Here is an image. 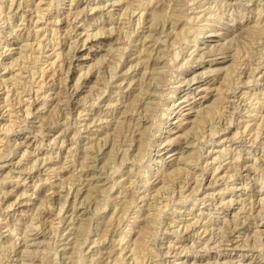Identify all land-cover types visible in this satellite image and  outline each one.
Returning <instances> with one entry per match:
<instances>
[{
	"label": "rangeland",
	"instance_id": "1",
	"mask_svg": "<svg viewBox=\"0 0 264 264\" xmlns=\"http://www.w3.org/2000/svg\"><path fill=\"white\" fill-rule=\"evenodd\" d=\"M165 1L0 0V264H264V0ZM153 12H158V21L156 16L151 19ZM178 12L183 17L175 22L171 17L178 15ZM192 20H196V24ZM249 25L252 27L249 28ZM247 30H250L253 38ZM96 31L99 35L95 34ZM147 34L152 37L144 43L142 39ZM141 48L148 50L145 51L147 54ZM150 49L153 51L150 52ZM74 53L82 55L75 60L77 57ZM144 54L149 59L146 60ZM152 55H156V58ZM137 57L145 59L146 63ZM67 59H71V62ZM162 61H167L166 66V62ZM234 63L238 65L231 68L236 69L232 72L229 68ZM131 65L135 68L132 69ZM150 72L157 73L158 78ZM193 73L196 78L190 83H197L191 87L199 84L208 89H203L194 98L197 101L193 104L194 108L187 106L182 111L178 118L180 124H176L177 118L165 114L166 104L170 100H178L187 92L179 82L184 77H192ZM140 75H144L143 80ZM131 78L137 81L133 79V87H128L127 81ZM148 78L153 79L149 81ZM222 79L224 83H221ZM147 80L150 84L145 82ZM39 81L42 83L39 84ZM156 90L157 96L154 93ZM150 92L156 97L145 98ZM134 96H137L136 100ZM218 96H224L221 102L217 101ZM155 98L161 102H154ZM147 99L152 108L156 107L152 109L148 106ZM205 102L216 107L215 111L211 108L212 115L211 112L210 116L208 114L209 118L200 123L202 126L198 125L202 128L205 124L202 131L200 127H192H195L194 113L198 107L206 105ZM127 108L129 111L133 109L125 113ZM137 109L141 110L138 112ZM149 112L153 116H149ZM142 113H147L146 117ZM212 117L213 122L210 121ZM138 122L139 125L143 124L142 128L147 126L148 131L144 142L147 144L143 149L135 140ZM150 124L152 127H148ZM117 126L123 127V133ZM130 132L134 139L133 136L129 137ZM153 132L156 136L150 134ZM168 138L169 141H165ZM162 141L161 146L165 145L169 150L166 154L163 151L154 152L156 143ZM88 143L91 144L90 148ZM136 144L143 154L136 150L139 149ZM188 155L192 160L190 163H187ZM178 157L184 158L185 163L182 158L177 160ZM136 158L139 159L136 161ZM179 165H184L185 168H181L185 170L175 174L176 177L173 174L174 179L166 174L162 176L163 172H172ZM64 196H67L66 199ZM125 200L132 205L128 203L124 209Z\"/></svg>",
	"mask_w": 264,
	"mask_h": 264
},
{
	"label": "bare ground",
	"instance_id": "2",
	"mask_svg": "<svg viewBox=\"0 0 264 264\" xmlns=\"http://www.w3.org/2000/svg\"><path fill=\"white\" fill-rule=\"evenodd\" d=\"M115 1H116V0H115ZM167 1H168V0H167ZM167 1H165V2H167ZM189 1L191 2V0H189ZM169 2H170V1H169ZM239 2H240V1H239ZM239 2H238V3H239ZM69 3H70V2H69ZM191 3H192V2H191ZM50 4H51V3H50ZM138 4H139V3H138ZM164 4H165V3H164ZM173 4H174V3H173ZM187 4H188V3H187ZM196 4H197V3H196ZM48 5H49V4H48ZM50 6H52V5H50ZM130 6H131V5H130ZM175 6H176V5H175ZM181 6H182V5H181ZM189 6H190V5H189ZM249 6H250V5H249ZM259 6H260V5H259ZM261 6H262V5H261ZM38 7H39V6H38ZM83 7H84V6H83ZM83 7H82V8H83ZM166 7H167V6H166ZM193 7H194V6H193ZM210 7H211V6H210ZM36 8H37V7H36ZM127 8H128V7H127ZM170 8H171V7H170ZM174 8H175V7H174ZM204 8H205V7H204ZM260 8H262V7H260ZM137 9H138V8H137ZM162 9H163V8H162ZM177 9H178V8H177ZM198 9H199V7H198ZM47 10H48V9H47ZM165 10H166V9H165ZM170 10H171V9H170ZM175 11H177V10H175ZM77 12H78V11H77ZM80 12H81V11H80ZM151 12H152V11H151ZM173 12H174V11H172V14H173ZM184 12H185V11H184ZM78 13H79V12H78ZM146 13H147V12H146ZM156 13H157V14H156ZM156 13L153 12V13L151 14V15H152V18H151V19H153V17L155 18V16H156V20L158 21V18H160V17L157 18L158 12H156ZM160 13H161V12H160ZM164 13H165V12H164V10H163V14H164ZM175 13H176V12H175ZM175 13H174V14H175ZM198 13H199V12H198ZM211 13H212V12H211ZM211 13H210V14H211ZM255 13H256V12H255ZM139 14H140V13H139ZM172 14H171V15H172ZM182 14H183V13H182ZM120 15H121V14H120ZM122 15H123V13H122ZM141 15H142V14H141ZM165 15H166V14H165ZM179 15L181 16V14L178 12V15H177V14H176V15H173V17H171V18H174L175 22H179L180 20H182L181 18L183 17V16L180 17ZM185 15H186V14H185ZM191 15H192V14H191ZM65 16H67V15H65ZM158 16H159V15H158ZM163 16H164V15H163ZM163 16H162V17H163ZM168 16H169V15H168ZM168 16H167V17H168ZM187 17H188V16H187ZM194 17H195V16H194ZM206 17H207V16H206ZM65 18H67V17H65ZM138 18H139V17H138ZM146 18H147V17H146ZM184 18H185V17H184ZM188 18H189V17H188ZM219 18H220V17H219ZM255 18H256V17H255ZM190 19H191V18H190ZM190 19H189V20H190ZM193 19H194V18H193ZM22 20H23V19H22ZM164 20H165V19H164ZM183 20H184V19H183ZM189 20H188V21H189ZM131 21H132V20H131ZM153 21L155 22V19H154ZM153 21H152V22H153ZM157 21H156V22H157ZM160 21H161V20H160ZM172 21H173V20H172ZM190 21H191V20H190ZM192 21H193V20H192ZM11 22H12V21H11ZM154 22H153V23H154ZM162 22H164V21H162ZM175 22H174V23H175ZM193 22H194V21H193ZM164 23H165V22H164ZM194 23L196 24V20H195ZM202 23H203V22H202ZM204 23H205V22H204ZM74 24H75V23H74ZM149 24H150V23H149ZM154 24H155V23H154ZM253 24H254V23H253ZM261 24H262V23H261ZM138 25H139V24H138ZM170 25H171V24H170ZM175 25H176V24H175ZM204 25H205V24H204ZM254 25H255V24H254ZM112 26H113V25H112ZM112 26H111V27H112ZM135 26H137V25H135ZM150 26H152V25H150ZM150 26H149V27H150ZM172 26H173V24H172ZM249 26H250L249 28L252 27L251 25H249ZM256 26H257V24H256ZM17 27H18V26H17ZM76 27H77V26H76ZM210 27H211V26H210ZM100 28H101V27H100ZM113 28H114V27H113ZM115 28H116V27H115ZM120 28H121V27H120ZM204 28H205V27H204ZM247 28H248V27H247ZM247 28H246V29H247ZM254 28H255V27H254ZM151 29H152V28H151ZM246 29H244V30H246ZM256 29H257V27H256ZM108 30H109V29H108ZM134 30H135V29H134ZM160 30H161V29H160ZM199 30H200V29H199ZM241 30H242V29H241ZM250 30H251V29H250ZM250 30H249V31L247 30V33H248V35L251 36V34H249ZM252 30H253V29H252ZM252 30H251V31H252ZM68 31H69V30H68ZM168 31H169V30H168ZM254 31H255V29H254ZM108 32H109V31H108ZM169 32H170V31H169ZM171 32H172V28H171ZM255 32H256V31H255ZM257 32L260 33V31H257ZM90 33H91V32H90ZM103 33H104V32H103ZM126 33H127V32H126ZM160 33H161V32H160ZM160 33H159V34H160ZM167 33H168V32H167ZM194 33H195V32H194ZM93 34H94V33H93ZM95 34H98V32L96 31ZM129 34H130V33H129ZM150 34H152V33H150ZM161 34H162V33H161ZM196 34H197V33H196ZM217 34H218V33H217ZM253 34H254V32H253ZM86 35H87V34H86ZM89 35H90V34H89ZM98 35H99V34H98ZM104 35H105V34H104ZM107 35H108V34H107ZM127 35H128V34H127ZM168 35H169V34H168ZM172 35H173V34H172ZM246 35H247V34H246ZM254 35H255V34H254ZM254 35H253V36H254ZM13 36H14V35H13ZM143 36H144V35H143ZM155 36H156V35H155ZM163 36H164V35H163ZM175 36L177 37L176 33H175ZM260 36H261V35H260ZM53 37H54V36H53ZM88 37H89V36H88ZM113 37H114V36H113ZM149 37L151 38L152 36H151V35H148V34L144 36V38L142 39V40H144V43L148 42L147 39H148ZM165 37H166V35H165ZM165 37H164V38H165ZM251 37H252V36H251ZM164 38H162V40H163ZM168 38H169V37H168ZM170 38H172V37H170ZM249 38H250V37H249ZM252 38H253V37H252ZM17 39H18V38H17ZM19 39H20V38H19ZM85 39H86V38H85ZM97 39H98V38H97ZM127 39H128V37H127ZM152 39H153V38H152ZM156 39H157V38L155 37V40H156ZM165 39H167V38H165ZM173 39H174V38H173ZM173 39H171V40H172L171 43H173ZM175 39H176V38H175ZM24 40H25V39H24ZM109 40H110V39H109ZM135 40H136V39H135ZM137 40H138V39H137ZM153 40H154V39H153ZM153 40H152V41H153ZM158 40H160V39H158ZM169 40H170V39H169ZM193 40H194V39H193ZM73 41H74V40H73ZM85 41H88V39H86ZM114 41H115V39H114ZM126 41H127V40H126ZM138 41H139V40H138ZM174 41H175V40H174ZM186 41H188V39H187ZM48 42H50V41H48ZM82 42L84 43V41H82ZM111 42H112V41H111ZM142 42H143V41H142ZM153 42H155V41H153ZM157 42H158V41H157ZM163 42H164V40H163ZM177 42H178V41H177ZM191 42H192V41H191ZM25 43H26V42H25ZM68 43H69V42H68ZM101 43H102V42H101ZM118 43H119V42H118ZM130 43H131V42H130ZM155 43H156V42H155ZM155 43H154V44H155ZM160 43H161V42H160ZM165 43H167V42H165ZM186 43H187V42H186ZM28 44H29V43H28ZM28 44H27V46H28ZM40 44H41V43H40ZM57 44H58V43H57ZM103 44H104V43H103ZM141 44H142V43H141ZM168 44H169V43H168ZM21 45H22V44H21ZM37 45H38V44H37ZM82 45H83V44H82ZM88 45H89V44H88ZM127 45H128V44H127ZM155 45H156V44H155ZM160 45H161V44H160ZM195 45H196V44H195ZM22 46H23V45H22ZM38 46H40V45H38ZM38 46H37V47H38ZM75 46H76V45H75ZM113 46H114V45H113ZM125 46H126V45H125ZM152 46H153V45H152ZM152 46H151V47H152ZM164 46H165V45H164ZM166 46H167V44H166ZM186 46H187V45H186ZM23 47L25 48V46H23ZM37 47H36V48H37ZM108 47H109V46H108ZM114 47H115V46H114ZM117 47H118V46H117ZM158 47H160V46H158ZM170 47H171V46H170ZM173 47H175V46H173ZM177 47H178V46H177ZM197 47H198V46H197ZM24 48H22V49H24ZM43 48H44V47H43ZM70 48H71V47H70ZM110 48H111V46H110ZM123 48H124V47H123ZM261 48H262V47H261ZM68 49H69V48H68ZM114 49L116 50V48H114ZM145 49H147V47H145ZM156 49H159V48H156ZM263 49H264V48H263ZM38 50H39V49H38ZM117 50H118V49H117ZM141 50H143V49L141 48ZM160 50H161V49H160ZM160 50H158V51H160ZM163 50H164V47H163ZM209 50H210V49H209ZM68 51H69V50H68ZM136 51H137V50H136ZM145 51H146V50H145ZM145 51L143 50L142 52L146 53L148 50H147L146 52H145ZM151 51H153V50L150 49V52H151ZM164 51H166V50H164ZM164 51H163V52H164ZM189 51H190V50H189ZM202 51H203V49H202ZM206 51H207V50H206ZM1 52H3V51H1ZM19 52H21V51H19ZM22 52H23V51H22ZM113 52H114V51H113ZM155 52H156V51H155ZM163 52H162V53H163ZM38 53H39V52H38ZM55 53H56V52H55ZM63 53H64V52H63ZM65 53H67V52H65ZM139 53H141V52H139ZM152 53H153V52H152ZM157 53H158V52H157ZM159 53H160V52H159ZM164 53H165V52H164ZM200 53H201V52H200ZM57 54H58V53H57ZM112 54H113V53H112ZM137 54H138V53H137ZM141 54H142V53H141ZM146 54H147V53H146ZM172 54H173V53H172ZM231 54H232V53H231ZM235 54H236V53H235ZM55 55H56V54H55ZM58 55H59V54H58ZM81 55H82V54H79V55H78L77 53H74V56L77 57L75 60H77ZM120 55H121V54H120ZM138 55H139V54H138ZM150 55H151V54H150ZM159 55H161V53H160ZM176 55H177V54H176ZM188 55H189V54H188ZM190 55H191V54H190ZM259 55H260V54H259ZM20 56H21V54H20ZM29 56H30V55H29ZM112 56H113V55H112ZM132 56H133V55H132ZM135 56H136V55H135ZM144 56H145V54H144ZM153 56H154V55H152V57H153ZM199 56H200V55H198V57H199ZM202 56H203V55H202ZM244 56H246V55H244ZM37 57H38V56H37ZM59 57H60V55H59ZM64 57H65V56H64ZM120 57H121V56H120ZM140 57H142V55H141ZM140 57H137V58H140ZM154 57L156 58V55H155ZM159 57L161 58V56H159ZM159 57H157V58L159 59ZM163 57H164V56H163ZM184 57H185V56H184ZM190 57H191V56H190ZM259 57H260V56H259ZM69 58H70V57H69ZM145 58H146V56H145ZM172 58H173V56H172ZM172 58H170V60H171ZM16 59H17V58H16ZM57 59H58V58H57ZM60 59H61V57H60ZM109 59H110V57H109ZM147 59H149V56L146 58V60H147ZM164 59H165V58H164ZM164 59H163V60H164ZM174 59H176V58H174ZM189 59H190V58H189ZM195 59H196V58H195ZM34 60H35V59H34ZM34 60H33V61H34ZM36 60H37V59H36ZM67 60H69V59H67ZM70 60H71V59H70ZM70 60H69V61H70ZM137 60H138V59H137ZM137 60H136V62H137ZM155 60H157V59H155ZM165 60L168 61L169 59H165ZM186 60H187V59H186ZM235 60H236V59H235ZM101 61H102V60H101ZM139 61L144 62L145 59L140 58ZM139 61H138V62H139ZM149 61H150V60H149ZM152 61H153V60H152ZM152 61H151V62H152ZM167 61H162V62H164V63L166 62V63H165V66H166V64H167ZM174 61H175V60H174ZM53 62H54V61H53ZM70 62H71V61H70ZM108 62H109V61H108ZM110 62H111V61H110ZM118 62H119V61H118ZM118 62H117V63H118ZM59 63H61V62L59 61ZM59 63H58V64H59ZM68 63H69V62L67 61V64H68ZM114 63H115V61H114ZM117 63H116V64H117ZM139 63H140V62H139ZM144 63H146V61H145ZM147 63H148V62H147ZM164 63H163V64H164ZM173 63H174V62H173ZM238 63H239V62H238ZM258 63H259V62H258ZM70 64H72V63H70ZM134 64H135V63H134ZM261 64H262V63H261ZM33 65H34V64H33ZM52 65H53V64H52ZM107 65H108V64H107ZM111 65H112V64H111ZM140 65H141V64H140ZM140 65H138V66H140ZM146 65H147V64H146ZM146 65H145V66H146ZM159 65H160V64H159ZM181 65H182V64H181ZM183 65H184V64H183ZM231 65H232V64H231ZM233 65H234V66H230V68H229L230 70H231L232 67H237L238 64L236 65V64L234 63ZM247 65H248V64H247ZM258 65H259V64H258ZM103 66H104V65H103ZM108 66H109V65H108ZM112 66H113V65H112ZM116 66H117V65H116ZM131 66H132V65H131ZM179 66H180V65H179ZM226 66H227V65H226ZM250 66H251V65H250ZM259 66H260V65H259ZM98 67H99V66H98ZM104 67H105V66H104ZM106 67H107V66H106ZM133 67H134V66H132V69H133ZM147 67H148V66H147ZM161 67H162V65H161ZM171 67H172V66H171ZM227 67H228V66H227ZM248 67H249V66H248ZM253 67H254V66H253ZM24 68H25V67H24ZM55 68H56V67H55ZM55 68H54V69H55ZM59 68H60V66H59ZM59 68H58V69H59ZM111 68H112V67H111ZM111 68H110V69H111ZM134 68H135V67H134ZM144 68H145V67H144ZM153 68H154V67H153ZM164 68H165V67H164ZM173 68H174V67H173ZM66 69H67V68H66ZM108 69H109V68H108ZM130 69H131V67H130ZM142 69H143V68H142ZM150 69H151V67H150ZM158 69L160 70V68H158ZM158 69H157V71H158ZM212 69H213V68H212ZM227 69H228V68H227ZM227 69H226V70H227ZM229 69H228V71H229ZM42 70H43V69H42ZM60 70H61V68H60ZM60 70H59V72H60ZM101 70H102V69H101ZM125 70H126V69H125ZM144 70L146 71V69H144ZM147 70H148V69H147ZM152 70H153V69H152ZM152 70H150V71H152ZM223 70H225V69H223ZM233 70H236V69H233ZM233 70H231V71L233 72ZM251 70H252V69H251ZM113 71H114V70H113ZM126 71H127V70H126ZM139 71H140V70H139ZM142 71H143V70H142ZM153 71H154V70H153ZM170 71H171V70H170ZM204 71H205V70H204ZM208 71L210 72V70H208ZM249 71H250V70H249ZM38 72H39V71H38ZM100 72H101V71H100ZM103 72H104V71H103ZM140 72H141V71H140ZM155 72H156V70H155ZM163 72H164V71H163ZM168 72H169V71H168ZM209 72H208V73H209ZM250 72H251V71H250ZM31 73H32V72H31ZM52 73H53V72H52ZM56 73H57V72H56ZM60 73H61V72H60ZM128 73H129V72H128ZM132 73H133V72H132ZM141 73H144V72H141ZM148 73H149V71H148ZM150 73H151V72H150ZM153 73H154V72H153ZM153 73H151V74H152V75H155V76L157 77V75H156L157 73H154V74H153ZM160 73H162V71H161ZM230 73H231V72H230ZM251 73H252V72H251ZM34 74H35V73H34ZM135 74H136V73H135ZM144 74H145V73H144ZM158 74H159V73H158ZM169 74H171V73H169ZM180 74H181V73H180ZM224 74H225V73H224ZM228 74H229V73H228ZM247 74H249V73H247ZM51 75H53V74H51ZM97 75H98V74H97ZM108 75H109V74H108ZM124 75H125V74H124ZM147 75H148V74H147ZM160 75H162V74H160ZM160 75H159V77H160ZM173 75H174V74H173ZM202 75H203V74H202ZM225 75H227V74H225ZM229 75H231V74H229ZM250 75H251V74H250ZM98 76H99V75H98ZM112 76H114V75L112 74ZM145 76H146V75H145ZM223 76H224V75H223ZM223 76H222V77H223ZM61 77H62V76H61ZM96 77H97V76H96ZM140 77H141L142 80H143L144 75H143V77L140 75ZM140 77H139V78H140ZM148 77H149V76H148ZM152 77H153V76H152ZM166 77H167V76H166ZM174 77H175V76H174ZM225 77H226V76H225ZM227 77H229V76H227ZM227 77H226V78H227ZM40 78H41V77H40ZM46 78H47V77H46ZM52 78H53V77H52ZM56 78H57V77H56ZM97 78H98V77H97ZM129 78H130V77H129ZM141 78H140V83H141ZM153 78H154V77H153ZM153 78H151V80H152ZM157 78H158V77H157ZM182 78H183V77H182ZM195 78H196V74L194 75V73H193V76H192V77H189V78L187 77V79H186V77H184L182 80H180L179 84H183V85L185 86L187 92L184 93V95H182L181 97H179L178 100H176V101H172V100H170L169 104H166L167 107H166V106H162V108H163V107H166L165 110H167V113H165V114H167L168 116L172 115V117L177 118V119H176V122H175L176 124L180 122L178 118H179V115L182 114V111H183L184 109H186L187 106H188V107L190 106L189 108H194V107H193V104H196V102H197L194 98H195L197 95H199L200 92H201L203 89H204V90H205V89H208V87H207V88H206V87L203 88V86L200 87L199 84L195 85V87H191V85H193L194 83H197V82H194L193 84L190 83V82H191L192 80H194ZM223 78H224V77H223ZM229 78H230V77H229ZM229 78H228V79H229ZM248 78H249V77H248ZM248 78H247V79H248ZM64 79H65V78H64ZM64 79H63V80H64ZM77 79H79V78H77ZM107 79H109V78H107ZM133 79H135V78H131V80L127 81V86H128V87H129V86H130V87H133V86H131V84H132L133 81H134ZM160 79H161V77H160ZM167 79H168V78H167ZM169 79H171V78H169ZM224 79H225V78H224ZM224 79H222V81H223ZM228 79H227V80H228ZM230 79H231V78H230ZM230 79H229V80H230ZM236 79H237V78H236ZM236 79H235V80H236ZM44 80H45V79H44ZM51 80H53V79H51ZM102 80H103V79H102ZM120 80H121V79H120ZM135 80H136V79H135ZM148 80H149V78H148ZM148 80L145 81V82L148 83ZM151 80H149V81H151ZM161 80H162V79H161ZM225 80H226V79H225ZM225 80H224V81H225ZM229 80H228V81H229ZM231 80H232V79H231ZM233 80H234V79H233ZM241 80H242V79H241ZM261 80H262V79H261ZM35 81H36V80H35ZM41 81H42V80H41ZM122 81H123V79H122ZM136 81H137V80H136ZM138 81H139V80H138ZM155 81H157V79H155ZM155 81H154V82H155ZM224 81L221 82V83H224ZM107 82H108V80H107ZM117 82H118V81H117ZM142 82H143V81H142ZM166 82H168V81H166ZM36 83H37V82H36ZM40 83H42V82L39 81V84H40ZM120 83H121V82H120ZM134 83H135V82H134ZM143 83H144V82H143ZM143 83H141V85H143ZM221 83H220V84H221ZM225 83H226V82H225ZM247 83H249V81H248ZM62 84H63V83H62ZM62 84H61V85H62ZM106 84H107V83H106ZM108 84H109V83H108ZM124 84H125V82H124ZM136 84H137V83H136ZM148 84H150V83H148ZM148 84H147V85H148ZM151 84H152V83H151ZM155 84H156V83H155ZM164 84H165V83H164ZM226 84H227V83H226ZM228 84H230V82H228ZM36 85H37V84H36ZM75 85H76V84H75ZM116 85H117V84H116ZM134 85H135V84H134ZM183 85H182V86H183ZM222 85H223V84H222ZM224 85H225V84H224ZM117 86H118V85H117ZM120 86H121V85H120ZM124 86H125V85H124ZM158 86H159V84H158ZM158 86H157V87H158ZM218 86H219V85H218ZM230 86H231V85H230ZM235 86H236V85H235ZM253 86H254V85H253ZM5 87H6V86H5ZM28 87H29V86H28ZM118 87H119V86H118ZM125 87H126V86H125ZM125 87H124V88H125ZM152 87H153V85H152ZM167 87H168V86H167ZM223 87H224V86H223ZM226 87L228 88L229 86L227 85ZM226 87H225V88H226ZM37 88H38V87H37ZM37 88H36V89H37ZM75 88H76V87H75ZM149 88H150V87H149ZM168 88H169V87H168ZM171 88H173V87H171ZM179 88H180V86H179ZM227 88H226V89H227ZM234 88H235V87H234ZM240 88H241V87H240ZM30 89H31V88H30ZM30 89H29V90H30ZM127 89H128V88H127ZM139 89H140V88H138V90H139ZM143 89H144V88H143ZM146 89H147V88H146ZM153 89H154V88H153ZM153 89H152V90H153ZM210 89H211V87H210ZM221 89H222V88H221ZM226 89H225V91H226ZM26 90H27V89H26ZM37 90H38V89H37ZM37 90H36V91H37ZM128 90H129V89H128ZM141 90H142V89H141ZM171 90H172V89H171ZM171 90H170V91H171ZM215 90H216V89H215ZM227 90H228V89H227ZM13 91H14V90H13ZM22 91H23V90H22ZM131 91H132V90H131ZM136 91H137V90H136ZM145 91H146V90H145ZM150 91H151V90H150ZM153 91H154V90H153ZM153 91H151V92L153 93ZM157 91H158V90H156L154 93H156ZM168 91H169V90H168ZM225 91H224V92H225ZM231 91H233V90L231 89ZM231 91H230V92H231ZM240 91H242V90H240ZM8 92H9V91H8ZM28 92H30V91H28ZM34 92H35V91H34ZM49 92H50V91H49ZM49 92H48V93H49ZM99 92H100V91H99ZM102 92H103V91H102ZM102 92H100V93H102ZM142 92H144V91H142ZM142 92H140V94H141ZM151 92H150L149 94H147V95L145 96V98H149L148 96H150V98H151L152 96H155V95H153ZM172 92L174 93L175 91H172ZM219 92H221V91H219ZM50 93H51V92H50ZM56 93H57V92H56ZM64 93H65V92H64ZM138 93H139V92H138ZM138 93H137V94H138ZM144 93L146 94L147 92H144ZM158 93H159V92H158ZM251 93H252V92H251ZM6 94H7V93H6ZM12 94H13V93H12ZM15 94H16V91H15ZM160 94H161V93H159V95H160ZM165 94H166V93H165ZM170 94H172V93H170ZM218 94H219V93H218ZM222 94H223V93H222ZM54 95H55V94H54ZM54 95H53V96H54ZM62 95H63V94H62ZM135 95H136V94H135ZM168 95H169V94H168ZM172 95H173V94H172ZM216 95H217V94H216ZM220 95H221V94H220ZM220 95H219V96H220ZM225 95H226V94H225ZM225 95H224V96H225ZM234 95H235V94H234ZM19 96H20V95H19ZM114 96H115V95H114ZM137 96H138V95H137ZM137 96H134V97H135V100L137 99V98H136ZM141 96H142V98H143V95H141ZM141 96H140V97H141ZM156 96H157V93H156ZM156 96H155V97H156ZM170 96H171V95H170ZM219 96H218V97H219ZM224 96H223V97H224ZM8 97H9V96H8ZM39 97H40V96H39ZM66 97H67V96H66ZM95 97H96V96H95ZM120 97H121V96H120ZM159 97H162V96H159ZM215 97H216V96H215ZM218 97H217V98H218ZM223 97H222V98H223ZM232 97H233V96H232ZM239 97H240V96H239ZM239 97H238V98H239ZM17 98H18V97H17ZM23 98H24V97H23ZM48 98H49V97H48ZM126 98H127V97H126ZM138 98H139V97H138ZM153 98H154V97H153ZM165 98H166V97H165ZM191 98H193L192 101H190ZM222 98L219 97L217 101H218V102H221V99H222ZM18 99H19V98H18ZM200 99H201V98H200ZM233 99H234V98H233ZM249 99H250V98H249ZM35 100H36V99H35ZM56 100H57V99H56ZM71 100H72V99H71ZM150 100H151V99H150ZM152 100H153V99H152ZM8 101H9V100H8ZM14 101H15V100H14ZM130 101H134V100H130ZM145 101H146V100H145ZM148 101H149V99H147L146 102L148 103ZM153 101H154V102H155V101L158 102V101H160V100H159V98H158L157 100H156V98H155ZM163 101H165L164 98H163ZM163 101H162V102H163ZM168 101H169V100H168ZM200 101H201V100H199L198 103H200ZM223 101H224V100H223ZM11 102H12V101H11ZM11 102H10V103H11ZM26 102H27V101H26ZM56 102H57V101H56ZM114 102H115V101H114ZM141 102H142V101H141ZM146 102H145V103H146ZM150 102H151V101H150ZM154 102H153V103H154ZM160 102H161V101H160ZM210 102H211V101H210ZM214 102H216L215 99H214ZM3 103H4V102H3ZM5 103H6V102H5ZM12 103H13V102H12ZM112 103H113V102H112ZM123 103H124V102H122V104H123ZM129 103H130V102H129ZM143 103H144V102H143ZM205 103H206V102H205ZM236 103H237V102H236ZM107 104H108V103H107ZM115 104H116V103H115ZM115 104H114V105H115ZM124 104L127 105V103H124ZM130 104H131V103H130ZM133 104H136V102L134 101ZM133 104H132V105H133ZM141 104H142V103H141ZM148 104H149V103H148ZM155 104H156V103H155ZM159 104H160V103H159ZM162 104H163V103H162ZM201 104H202V103H201ZM212 104H213V103H212ZM217 104H218V103H217ZM217 104H216V105H217ZM230 104H231V103H230ZM259 104H260V103H259ZM11 105H12V104H11ZM66 105H67V104H66ZM114 105H113V106H114ZM119 105H120V104H119ZM132 105H130V106H132ZM138 105H139V104H138ZM144 105H145V104H144ZM144 105H143V106H144ZM146 105H147V104H146ZM146 105H145V106H146ZM153 105H154V104H153ZM214 105H215V104H214ZM214 105H213V106H214ZM223 105H224V104H223ZM31 106H32V105H31ZM56 106H57V105H56ZM71 106H72V105H71ZM127 106H129V105H127ZM141 106H142V105H141ZM141 106H139V108H140ZM143 106H142V107H143ZM148 106H151V108H152V105L149 104ZM157 106H158V105H157ZM220 106H221V104H220ZM235 106H236V105H235ZM248 106H249V105H248ZM254 106H255V105H254ZM117 107H118V106H117ZM123 107H126V106L124 105ZM146 107H147V106H146ZM155 107H156V105H155L153 108H155ZM158 107H160V106H158ZM215 107H216V106L211 107V105H209V104H207V103H206V105H203V106H201L200 108L198 107L197 110H196V112L194 113V115H195L194 123L192 122V123L195 125V127H192L193 124L191 125V127H192V128H196V127H200V126H202L201 124H203V121H204L205 119H207L206 117L209 118V116H210L209 113L211 112V115H212V111H215V109H214ZM217 107H219V106H217ZM222 107H223V106H222ZM222 107H221V108H222ZM255 107H256V106H255ZM136 108H137V107H136ZM143 108H145V107H143ZM147 108H149V107H147ZM153 108H152V109H153ZM211 108H213L214 110L212 109V111H211ZM22 109H23V108H22ZM69 109H70V108H69ZM132 109H133V108H132ZM132 109H130V111H131ZM149 109H150V108H149ZM149 109H148V110H149ZM218 109H219V108H218ZM218 109L216 108V110H218ZM227 109H228V108H227ZM29 110H30V109H29ZM122 110H123V109H122ZM126 110L129 111V108L125 109V111H124L125 113H126ZM140 110H141V109H140ZM140 110H139V111H140ZM145 110H146V108H145ZM194 110H195V109H194ZM221 110H223V109H221ZM221 110H219V111H221ZM73 111H74V110H73ZM78 111H79V110H78ZM102 111H103V110H102ZM104 111H105V110H104ZM130 111H129V112H130ZM137 111H138V109H137ZM139 111H138V112H139ZM142 111H144V110H142ZM153 111H154V110H153ZM153 111H152V112H153ZM155 111H156V110H155ZM157 111H158V110H157ZM161 111H162V113H163V110H161ZM231 111H232V110H231ZM238 111H239V110H238ZM260 111H261V110H260ZM16 112H17V111H16ZM119 112H121V111H119ZM124 112H123V114H125ZM145 112H147V111H145ZM152 112H149L148 115L151 114ZM223 112H224V111H223ZM25 113H26V112H25ZM106 113H107V112H106ZM127 113H128V112H127ZM131 113H132V112H131ZM153 113H154V112H153ZM155 113H157V112H155ZM213 113H214V112H213ZM235 113H236V112H235ZM58 114H59V113H58ZM120 114H121V113H120ZM132 114H133V113H132ZM142 114H143V116H145L147 113H145V114L142 113ZM160 114H161V113H159V115H160ZM208 114H209V116H208ZM215 114H216V113H215ZM217 114H218V111H217ZM220 114H221V113H220ZM229 114H230V113H229ZM108 115H109V114H108ZM127 115H128V114H127ZM130 115H131V114H130ZM140 115H141V113H140ZM148 115H147V116H148ZM151 115H152V114H151ZM151 115H149V116H151ZM159 115H158V116H159ZM161 115H162V114H161ZM232 115H233V114H232ZM256 115H258V114H256ZM263 115H264V114H263ZM66 116H67V115H66ZM66 116H65V117H66ZM104 116H105V115H104ZM120 116H121V115H120ZM137 116H138V115H137ZM137 116H136V120H137V118H138ZM143 116H142V117H143ZM149 116H148V117H149ZM152 116H153V115H152ZM222 116H223V115H222ZM61 117H62V116H61ZM92 117H93V116H92ZM106 117H107V116H106ZM140 117H141V116H140ZM145 117H146V116H145ZM162 117H163V116H162ZM215 117H216V115H215ZM218 117H220V116H218ZM262 117H263V116H262ZM86 118H87V117H86ZM119 118H120V117H119ZM119 118H118V119H119ZM154 118H155V117H154ZM186 118H187V117H186ZM246 118H247V117H246ZM98 119H99V117H98ZM122 119H123V118H122ZM124 119H125V116H124ZM142 119H143V121H144V118H142ZM146 119H147V118H146ZM149 119L152 120V118H149ZM160 119H162V118H160ZM212 119H213V117L211 118V120H210V119H208V120L212 121ZM229 119H230V118H229ZM99 120H100V119H99ZM99 120H98V121H99ZM109 120H110V119H109ZM116 120H117V119H116ZM126 120H127V119H126ZM139 120H140V119H139ZM139 120H138V121H139ZM151 120H150V121H151ZM216 120H217V119H216ZM260 120H261V116H260ZM260 120H259V121H260ZM82 121H83V120H82ZM94 121H97V120H94ZM118 121L120 122L121 120H118ZM122 121H123V120H122ZM145 121H146V120H145ZM156 121H157V120H156ZM192 121H193V120H192ZM239 121H240V120H239ZM92 122H93V121H92ZM136 122H137V121H136ZM161 122H162V121H161ZM206 122H208V121H206ZM212 122H213V121H212ZM12 123H13V122H12ZM41 123H43V122H41ZM78 123H80V122H78ZM81 123H82V122H81ZM130 123H131V122H130ZM133 123H135V122H133ZM139 123H140V122H138L137 125H139ZM142 123H143V122H142ZM144 123H145V122H144ZM155 123H157V122H155ZM200 123H201V124H200ZM210 123H211V122H210ZM238 123H239V122H238ZM248 123H249V122H248ZM262 123H263V121H262ZM47 124H49V123H47ZM99 124H100V123H99ZM104 124H105V123H104ZM116 124H117V122L115 121V124H114V125H116ZM148 124H149V123H148ZM151 124H152V121H151ZM151 124L148 125V127L151 126ZM157 124H158V123H157ZM157 124H155V126H156ZM159 124H160V123H159ZM179 124H180V123H179ZM196 124H197V125H196ZM199 124H200V126H198ZM208 124H209V123H208ZM242 124H243V123H242ZM260 124H261V121H260ZM263 124H264V123H263ZM87 125H88V123H87ZM121 125H122V124H121ZM127 125H130V124H127ZM135 125H136V124H135ZM142 125H143V124H142ZM142 125L140 124L138 127L136 126V128H138V129H137V131L135 130V132H136L135 136H137V137L135 138V140L138 141L137 143H138L139 146L143 149V146H145V144H147V143H144V142H145V140H146V135H147V132H148V131H147V126H144L145 128H142V127H141ZM173 125H174V124H173ZM194 125H193V126H194ZM213 125H214V124H213ZM257 125H258V124H257ZM11 126H12V125H11ZM40 126H41V125H40ZM133 126H134V125H132V127H133ZM204 126H205V124H204ZM204 126H203V127H204ZM255 126H256V125H255ZM6 127H7V126H6ZM80 127H81V126H80ZM97 127H98V126H97ZM110 127H111V126H110ZM118 127H119V126H117L116 128L118 129ZM120 127H121V126H120ZM120 127H119V131H121V129H123V127H121V128H120ZM151 127H152V126H151ZM175 127H176V126H175ZM203 127H202V128H203ZM212 127H213V126H212ZM245 127H246V126H245ZM245 127H244V128H245ZM256 127H257V126H256ZM4 128H5V127H3V130H5ZM9 128H10V127H9ZM9 128H8V129H9ZM39 128H40V127H39ZM39 128H38V129H39ZM50 128H51V127H50ZM126 128H128V126H127ZM192 128H191V129H192ZM200 128H201V127H200ZM200 128H197V129H200ZM202 128H201V129H202ZM258 128H259V127H258ZM11 129H12V128H11ZM117 129H116V130H117ZM157 129H158V127H157ZM255 129H257V128H255ZM6 130H7V129H6ZM80 130H81V129H80ZM130 130H131V129H130ZM149 130H150V129H149ZM167 130H168V129H167ZM172 130H173V129H172ZM7 131H8V130H7ZM9 131H11V130H9ZM189 131H190V130H189ZM195 131H196V129H195ZM199 131H201V130H197V132H199ZM202 131H203V129H202ZM253 131H254V130H253ZM39 132H40V131H39ZM106 132H107V131H106ZM112 132H113V131H112ZM121 132H122V131H121ZM150 132H151V131H150ZM156 132H157V131H156ZM215 132H216V131H215ZM237 132L239 133L238 130H237ZM244 132H245V131H244ZM255 132H256V130H255ZM6 133H7V132H6ZM114 133L116 134V132H114ZM114 133H113V134H114ZM122 133H123V132H122ZM195 133H196V132H195ZM235 133H236V132H235ZM242 133H243V132H242ZM253 133H254V132H253ZM7 134H8V133H7ZM115 134H114V135H115ZM132 134H133V133H132ZM150 134H153V135H154V132H153V133H150ZM209 134H210V133H209ZM216 134H217V133H216ZM94 135H95V134H94ZM105 135H107V134H105ZM108 135H109V134H108ZM114 135H112V136H114ZM117 135H118V134H117ZM119 135H120V134H119ZM158 135H159V134H158ZM158 135H157V136H158ZM197 135H198V133L196 134V136H197ZM249 135H250V134H249ZM254 135H255V134H254ZM5 136H6V135H5ZM5 136H4V137H5ZM123 136H124V135H123ZM130 136H133V135H131V132H130L129 137H130ZM151 136H152V135H151ZM154 136H156V135H154ZM193 136H195V134H194ZM196 136H195V138H196ZM199 136H200V135H199ZM202 136H203V135H202ZM212 136H213V135H212ZM247 136H248V135H247ZM90 137H91V136H90ZM106 137H107V136H106ZM114 137H115V136H114ZM124 137H125V136H124ZM197 137H198V136H197ZM233 137H234V136H233ZM254 137H256V136H254ZM108 138H109V137H108ZM112 138H113V137H112ZM152 138H153V136H152ZM152 138H150V140H151L150 142H152ZM160 138H161V137H160ZM193 138H194V137H193ZM205 138H206V136H205ZM52 139H53V138H52ZM52 139H51V140H52ZM95 139H96V138H95ZM113 139H114V138H113ZM115 139H116V138H115ZM133 139H134V136H133ZM153 139H154V138H153ZM155 139H156V137H155ZM171 139H172V138H170V140H171ZM7 140H8V139H7ZM49 140H50V139H49ZM71 140H72V139H71ZM108 140H109V139H108ZM127 140H128V139H127ZM147 140H148V139H147ZM219 140H220V138H219ZM253 140H254V139H253ZM87 141H88V140H87ZM112 141H115V140H112ZM133 141H134V140H133ZM133 141H132V142H133ZM148 141H149V140H148ZM148 141H147V142H148ZM163 141H164V140H163ZM163 141H162V142H159V143H156V142H155L157 145H156V149H154V150H156V151H154V152L157 153V152H161V151H163L162 153H163V154H166V152L169 151V150L165 147V145H164V146H161V143H163ZM165 141L168 142V141H169V138H168V140H165ZM6 142H9V141H6ZM109 142H110V141H109ZM117 142H118V141H117ZM122 142H123V141H122ZM153 142H154V141H153ZM187 142H188V141H187ZM187 142H186V143H187ZM4 143H5V142H4ZM54 143H55V142H54ZM118 143H119V142H118ZM118 143H117V144H118ZM123 143H124V142H123ZM148 143H149V142H148ZM216 143H217V142H216ZM251 143H253V141H252ZM96 144H98V143H95V145H96ZM114 144H116V143H114ZM138 144H136V145H137L136 148H139V149H136V148H135V149L138 150V151L140 152V147H138ZM189 144H190V143H189ZM241 144H242V143H241ZM6 145H7V144H6ZM90 145H91V144H90ZM90 145H89V143H88V146H89L88 148L91 147ZM92 145H93V144H92ZM110 145H111V144H110ZM110 145H109V146H110ZM198 145H199V144H198ZM198 145H197V146H198ZM60 146H61V144H60ZM97 146H98V145H97ZM150 146H151V145H150ZM160 146H161V147H160ZM85 147H86V146H85ZM95 147H96V146H95ZM151 147H153V146H151ZM86 148H87V147H86ZM117 148H118V147H117ZM119 148L121 149V147H119ZM124 148H125V147H124ZM124 148H123V149H124ZM149 148H150V147H149ZM202 148H203V147H202ZM8 149H9V148H8ZM67 149H68V148H67ZM126 149H127V148H126ZM142 149H141V150H142ZM190 149H191V148H190ZM235 149H236V148H235ZM83 150H84V152H85V149H83ZM98 150H99V147H98ZM145 150H146V149H145ZM147 150H149V149H147ZM203 150H204V148H203ZM210 150H211V149H210ZM7 151H8V150H7ZM96 151H97V150H96ZM124 151H125V150H124ZM189 151H190V150H189ZM193 151H194V149H193ZM204 151H205V150H204ZM207 151H208V150H207ZM236 151H237V150H236ZM238 151H239V150H238ZM0 152H1V150H0ZM4 152H5V151H4ZM9 152H10V151H9ZM9 152H8V153H9ZM122 152H123V151H122ZM125 152H126V151H125ZM136 152H137V151H136ZM180 152H183V151H180ZM253 152H254V151H253ZM72 153H73V152H72ZM140 153H141V152H140ZM169 153H170V152H169ZM171 153L173 154V152H171ZM190 153H191V152H190ZM194 153H195V152H194ZM194 153H192V154H194ZM223 153H224V152H223ZM226 153H228V152H226ZM68 154H69V153H68ZM94 154H95V153H94ZM136 154H137V153H136ZM141 154H143V153H141ZM158 154H159V153H158ZM172 154H171V155H172ZM180 154H181V153H180ZM182 154H183V153H182ZM261 154H262V153H261ZM49 155H50V154H49ZM84 155H85V154H84ZM113 155H114V153H113ZM122 155H123V154H122ZM145 155H146V154H145ZM178 155H179V154H178ZM205 155H206V154H205ZM222 155H223V154H222ZM0 156L2 157V152H1ZM92 156H93V154H92ZM114 156H116V155H114ZM114 156H113V157H114ZM127 156H128V155H127ZM127 156H126V157H127ZM159 156L161 157V154H159ZM169 156H170V155H169ZM180 156H181V155H180ZM185 156H186V155H185ZM190 156H191V155H190ZM192 156H193V155H192ZM200 156H201V155H200ZM216 156H217V155H216ZM216 156H215V157H216ZM235 156H236V155H235ZM6 157H7V155H6ZM85 157H86V156H85ZM119 157H120V156H119ZM123 157L125 158V156H123ZM136 157H137V156H136ZM140 157H141V156H140ZM183 157H184V156H183ZM238 157H239V156H238ZM79 158H80V157H79ZM88 158H89V157H88ZM109 158H110V157H109ZM143 158H144V157H143ZM149 158H150V157H149ZM181 158H182V157H181ZM181 158L178 157L177 160H178V159H181ZM184 158H185V157H184ZM184 158H182V159L184 160V163H185L186 160H185ZM186 158H189V155H188V157H186ZM235 158H236V157H235ZM107 159H108V157H107ZM137 159H139V158H136V161H137ZM154 159H155V158H154ZM175 159H176V158H175ZM45 160H46V158H45ZM50 160H51V159H50ZM84 160H85V159H83V162H85ZM93 160H94V159H93ZM122 160H123V159H122ZM122 160H121V161H122ZM125 160H127V158H126ZM125 160H124V161H125ZM128 160H129V159H128ZM156 160H157V159H156ZM183 160H182V161H183ZM233 160H235V159H233ZM17 161H18V160H17ZM17 161H16V162H17ZM61 161H62V160H61ZM118 161H119V160H118ZM134 161H135V160H134ZM136 161H135V162H136ZM191 161H192V160H190V158H189L187 163H190ZM213 161H214V160H213ZM230 161H231V160H230ZM230 161H229V162H230ZM62 162H63V161H62ZM72 162H73V161H72ZM80 162H81V160H80ZM94 162H95V161H94ZM159 162H160V161H159ZM180 162H181V160H180ZM207 162H208V160H207ZM231 162H232V161H231ZM35 163H36V162H35ZM35 163L33 162V164H35ZM37 163H38V162H37ZM75 163H76V161H75ZM85 163H86V162H85ZM104 163H105V162H104ZM137 163H138V162H137ZM167 163H168V162H167ZM240 163H241V162H240ZM11 164H12V163H11ZM80 164H81V163H80ZM91 164H92V163H91ZM120 164H121V163H120ZM158 164H159V163H158ZM176 164H177V163H176ZM182 164H183V163H182ZM61 165H62V164H61ZM61 165H59V166H61ZM132 165H134V164H132ZM138 165H139V164H138ZM219 165H220V164H219ZM56 166H57V165H56ZM80 166H81V165H80ZM80 166H79V167H80ZM183 166H184V165H183ZM183 166H181V167H183ZM199 166H201V165H199ZM238 166H239V165H238ZM244 166H245V165H244ZM32 167H33V166H32ZM44 167H45V166H44ZM49 167H51V166H49ZM62 167H63V166H62ZM82 167H83V165H82ZM117 167H118V166H117ZM132 167H133V166H132ZM181 167H180V165H179V167H178L177 169H176V167H174L176 170L174 169V171H172V172H171V171H169V172H167V173L163 172L164 175H162V176H165V174H166V176H169V177L172 176L173 174H174V175H175V174L178 175L177 173H180V171L182 172V169L185 168V166H184V168H181ZM224 167H225V166H224ZM226 167L228 168V166H226ZM229 167H230V166H229ZM258 167H259V165H258ZM42 168H43V167H42ZM54 168H55V166H54ZM80 168H81V167H80ZM101 168H102V167H101ZM172 168H173V167H172ZM179 168H181V170H180ZM217 168H218V167H217ZM256 168H257V167H256ZM51 169H53V168H51ZM57 169H58V167H57ZM57 169H56V170H57ZM62 169H63V168H62ZM95 169H96V168H95ZM105 169H106V168H105ZM135 169H136V168H135ZM156 169H157V168H156ZM193 169H194V168H193ZM201 169H202V166H201ZM203 169H205V168H203ZM214 169H215V168H214ZM228 169H229V168H228ZM235 169H236V168H235ZM60 170H61V168H60ZM81 170H82V169H81ZM84 170H85V169H84ZM110 170H112V169H110ZM169 170H171V169H169ZM172 170H173V169H172ZM184 170H185V169H184ZM184 170H183V171H184ZM225 170H226V169H225ZM231 170H232V169H231ZM54 171H55V170H54ZM97 171H98V170H97ZM117 171H118V170H117ZM204 171H205V170H204ZM232 171H233V170H232ZM239 171H240V170H239ZM251 171H252V169H251ZM73 172H74V171H73ZM111 172H112V171H111ZM211 172H212V171H211ZM252 172H253V171H252ZM51 173H52V172H51ZM103 173H104V172H103ZM112 173H113V172H112ZM158 173H159V172H158ZM158 173H157V174H158ZM183 173H184V172H183ZM216 173H217V172H216ZM218 173H219V172H218ZM140 174H141V173H140ZM197 174H198V173H197ZM223 174H224V172H223ZM233 174H234V173H233ZM233 174H232L231 176H233ZM244 174H245V173H244ZM254 174H255V173H254ZM71 175H72V174H71ZM90 175H92V174H90ZM97 175H98V174H97ZM103 175H104V174H103ZM154 175H155V173H154ZM176 175H175V177H176ZM182 175H183V174H182ZM184 175H185V174H184ZM213 175H214V174H213ZM220 175H221V174H220ZM225 175H226V174H225ZM227 175H228V174H227ZM229 175H230V174H229ZM81 176H82V175H81ZM99 176H100V175H99ZM106 176H107V175H106ZM179 176H181V175H179ZM77 177H78V175H77ZM92 177H93V176H92ZM169 177H168V178H169ZM172 177H173V176H172ZM191 177H192V176H191ZM218 177H219V176H218ZM226 177H227V176H226ZM250 177H251V176H250ZM72 178H73V177H72ZM88 178H89V177H88ZM131 178H132V177H131ZM166 178H167V177H166ZM231 178H232V177H231ZM84 179H85V178H84ZM150 179H151V178H150ZM161 179H162V178H161ZM161 179H160V180H161ZM173 179H174V177H173ZM185 179H186V178H185ZM193 179H194V178H193ZM216 179H217V177L215 178V180H216ZM222 179H223V177H222ZM225 179H226V178H225ZM227 179H228V177H227ZM87 180H88V179H87ZM92 180H93V179H92ZM108 180H109V179H108ZM118 180H119V179H118ZM131 180H132V179H131ZM148 180H149V179H147V181H148ZM163 180H165V178H163ZM171 180H172V178H171ZM196 180H197V179H196ZM212 180H213V179H212ZM212 180H211V181H212ZM246 180H247V179H246ZM61 181H62V180H61ZM76 181H77V179H76ZM76 181H75V182H76ZM147 181H146V182H147ZM165 181H166V180H165ZM169 181H170V180H169ZM202 181H203V180H202ZM218 181H219V180H218ZM235 181H236V180H235ZM80 182H81V181H80ZM146 182H145V183H146ZM162 182H163V181H162ZM167 182H168V181H167ZM171 182H172V181H171ZM179 182H180V181H179ZM216 182H217V181H216ZM128 183H129V180H128ZM142 183H143V182H142ZM60 184H61V183H60ZM63 184H65V183L63 182ZM68 184H69V183H68ZM96 184H97V183H96ZM170 184H171V183H170ZM88 185H89V184H88ZM88 185H87V189H89V188H88ZM92 185H93V184H92ZM110 185H111V184H110ZM112 185H113V184H112ZM124 185H125V184H124ZM147 185H148V184H147ZM234 185H235V184H234ZM89 186H90V185H89ZM239 186L241 187V185H239ZM239 186H238V187H239ZM0 187H1V186H0ZM68 187H71V186H68ZM78 187H80V186H78ZM94 187H95V186H94ZM109 187H110V186H109ZM164 187H165V185H164ZM164 187H163V188H164ZM170 187H171V186H170ZM234 187H235V186H234ZM60 188H61V187H60ZM72 188H73V187H72ZM75 188H76V187H75ZM81 188H82V187H81ZM91 188L93 189V186H92ZM95 188H96V187H95ZM122 188H123V187H122ZM166 188H168V187L166 186ZM195 188H196V187H195ZM229 188H230V187H229ZM254 188H255V187H254ZM68 189H70V188H68ZM134 189H135V188H134ZM182 189H183V188H182ZM259 189H260V187H259ZM78 190H79V189H78ZM228 190H229V189H228ZM65 191H66V190H65ZM67 191H68V190H67ZM72 191H73V190H72ZM76 191H77V190H76ZM97 191H98V193H99L100 190L97 189ZM101 191H102V190H101ZM145 191H146V190H145ZM172 191H173V190H172ZM178 191H180V190H178ZM219 191H220V190H219ZM74 192H75V190H74ZM74 192H73V193H74ZM87 192H88V191H87ZM136 192H137V191H136ZM159 192H160V191H159ZM168 192H169V191H168ZM194 192H195V191H194ZM220 192H221V191H220ZM23 193H24V192H23ZM54 193H55V192H54ZM98 193H97V194H98ZM131 193H132V192H131ZM137 193H138V192H137ZM139 193H140V192H139ZM146 193H147V191H146ZM146 193H145V195H146ZM66 194H67V193H66ZM68 194H69V193H68ZM89 194H90V193H89ZM103 194H104V193H103ZM120 194H121V193H120ZM154 194H155V193H154ZM158 194H159V193H158ZM202 194H203V193H202ZM205 194H206V193H205ZM210 194H212V193H210ZM21 195H22V194H21ZM23 195H24V194H23ZM76 195H77V194H76ZM86 195H87V194H86ZM91 195H92V194H91ZM117 195H118V194H117ZM140 195H141V194H140ZM172 195H173V194H172ZM17 196H18V195H17ZM19 196H20V195H19ZM89 196H90V195H89ZM113 196H114V195H113ZM138 196H139V195H138ZM138 196H137V197H138ZM188 196H189V195H188ZM188 196H187V197H188ZM202 196H204V195H202ZM202 196H201V197H202ZM214 196H215V195H214ZM64 197H65V196H64ZM66 197H67V196H66ZM66 197H65V199H66ZM111 197H112V196H111ZM111 197H110V198H111ZM152 197H153V196H152ZM163 197H164V196H163ZM163 197H162V198H163ZM190 197H191V196H190ZM259 197H260V196H259ZM43 198H45V197H43ZM84 198H85V197H84ZM132 198H133V197H132ZM157 198H158V197H157ZM191 198H193V196H192ZM203 198H204V197H203ZM205 198H206V197H205ZM205 198H204V199H205ZM245 198H247V197H245ZM263 198H264V197H263ZM46 199H47V198H46ZM86 199H88V198H86ZM89 199H90V198H89ZM94 199H95V197H94ZM107 199H108V198H107ZM170 199H171V198H170ZM174 199H175V198H174ZM201 199H202V198H201ZM223 199H224V198H223ZM229 199H230V198H229ZM242 199H243V198H242ZM260 199H261V198H260ZM123 200H124V199H123ZM128 200H130V199H128ZM131 200H132V199H131ZM163 200H164V199H163ZM176 200L178 201L177 198H176ZM180 200H181V199H180ZM192 200H193V199H192ZM226 200H227V199H226ZM46 201H47V200H46ZM86 201H88V200H86ZM125 201H126V200H125ZM125 201H124V205H123V208H124V209L128 206V203H130L129 201H126V202H125ZM132 201H134V199H133ZM150 201H151V200H150ZM159 201H161V200H159ZM171 201H172V200H171ZM183 201H184V200H183ZM195 201H196V200H195ZM223 201H224V200H223ZM249 201H250V200H249ZM259 201H260V200H259ZM11 202H12V201H11ZM40 202H42V201L40 200ZM71 202L74 204L73 200H71ZM90 202H91V201H90ZM135 202H136V201H135ZM135 202H134V204H135ZM165 202H166V201H165ZM174 202H176V201L174 200ZM174 202H173V203H174ZM178 202H180V201H178ZM242 202H243V201H242ZM69 203H70V202H69ZM81 203H82V201H81ZM85 203H86V202H85ZM160 203H161V202H160ZM200 203H201V202H200ZM217 203L220 204L219 201H218ZM225 203H226V202H225ZM259 203H260V202H259ZM67 204H68V203H67ZM79 204H80V203H79ZM79 204H78V205H79ZM89 204H90V203H89ZM122 204H123V202H122ZM230 204H231V203H230ZM250 204H251V203H250ZM252 204H253V203H252ZM120 205H121V204H120ZM130 205H132V203H130ZM159 205H160V204H159ZM175 205H176V204H175ZM240 205H241V204H240ZM240 205H239V206H240ZM89 206H90V205H89ZM140 206H141V205H140ZM140 206H138V207H140ZM163 206H164V204H163ZM168 206H171V205H168ZM75 207H76V206H75ZM86 207H87V206H86ZM164 207H165V206H164ZM171 207H172V206H171ZM241 207H242V206H241ZM246 207H247V206H246ZM250 207H251V206H250ZM89 208H90V207H89ZM89 208H87V209H89ZM128 208H129V207H128ZM128 208H127V210H128ZM152 208H153V207H152ZM159 208H160V207H159ZM261 208H262V207H261ZM60 209H61V207H60ZM132 209H133V208H132ZM160 209H161V208H160ZM165 209H166V207H165ZM177 209H179V208H177ZM48 210H49V209H48ZM90 210H91V209H90ZM127 210H125V211H127ZM157 210H158V209H157ZM162 210H164V209H162ZM174 210H175V209H174ZM199 210H200V209H199ZM66 211H67V210H66ZM155 211H156V210H155ZM204 211H205V210H204ZM250 211H251V210H250ZM60 212H61V211H60ZM116 212H117V211H116ZM121 212H122V211H121ZM138 212H139V211H138ZM199 212H200V211H199ZM209 212H210V211H209ZM217 212H218V211H217ZM71 213H72V212H71ZM113 213H114V212H113ZM125 213H126V212H125ZM136 213H137V212H136ZM136 213H134V214H136ZM153 213H155V212H153ZM196 213H197V212H196ZM72 214H73V213H72ZM72 214H71V215H72ZM118 214H119V213H118ZM233 214H234V213H233ZM242 214H243V213H242ZM256 214H257V213H256ZM41 215H42V214H41ZM56 215H57V214H56ZM59 215H60V214H59ZM122 215H123V214H122ZM122 215H121V216H122ZM127 215H128V214H127ZM127 215H125V216H127ZM245 215H246V214H245ZM253 215H254V214H253ZM39 216H40V215H39ZM46 216H47V215H46ZM121 216H119V219H120ZM125 216H124V217H125ZM130 216H131V215H130ZM132 216H133V214H132ZM132 216H131V217H132ZM136 216H137V215H136ZM225 216H226V215H225ZM236 216H237V215H236ZM69 217H71V216H69ZM69 217H68V218H69ZM131 217H130V218H131ZM154 217H155V216H154ZM39 218H40V217H39ZM68 218H67V219H68ZM76 218H77V217H76ZM110 218H111V216H110ZM134 218H135V217H134ZM146 218H147V217H146ZM244 218H245V217H244ZM247 218H248V217H247ZM113 219H114V218H113ZM135 219H136V218H135ZM151 219H152V218H151ZM153 219L155 220V218H153ZM153 219H152V220H153ZM195 219H196V218H195ZM234 219H235V218H234ZM238 219H239V218H238ZM253 219H255V218H253ZM256 219H257V218H256ZM120 220H121V219H120ZM193 220H194V219H193ZM209 220H210V219H209ZM224 220H225V219H224ZM118 221H119V220H118ZM118 221H117V222H118ZM143 221H144V220H143ZM243 221H244V220H243ZM43 222H44V221H43ZM79 222H80V221H79ZM83 222H84V221H83ZM124 222H125V221H124ZM145 222H146V221H145ZM148 222L150 223V221H148ZM196 222H197V221H196ZM222 222H223V221H222ZM222 222H221V223H222ZM225 222H226V221H225ZM233 222H234V221H233ZM236 222H237V221H236ZM67 223H68V220H67ZM165 223H166V222H165ZM170 223H171V222H170ZM50 224H51V223H50ZM81 224H83V223H81ZM100 224H101V223H100ZM211 224H212V223H211ZM225 224H226V223H225ZM77 225H78V224H77ZM126 225H127V224H126ZM181 225H182V224H181ZM187 225H188V224H187ZM189 225H190V224H189ZM192 225H193V224H192ZM222 225H223V224H222ZM234 225H235V223H234ZM42 226H43V225H42ZM67 226H68V225H67ZM177 226H178V225H177ZM179 226H180V224H179ZM184 226H185V225H184ZM25 227H26V225H25ZM79 227L81 228V225H80ZM219 227H220V226H219ZM227 227H228V226H227ZM27 228H28V226H27ZM45 228H46V227H45ZM48 228H49V227H48ZM50 228H51V227H50ZM103 228H104V227H103ZM107 228H108V227H107ZM146 228H149V227L147 226ZM185 228H186V227H185ZM187 228H188V227H187ZM25 229H26V228H25ZM29 229H30V228H29ZM68 229H69V228H68ZM81 229H82V232H83V228H81ZM105 229H106V228H105ZM119 229H120V228H119ZM174 229H175V228H174ZM179 229H180V228H179ZM207 229H208V228H207ZM34 230H35V229H34ZM48 230H49V229H48ZM78 230H79V229H78ZM169 230H170V229H169ZM212 230H213V229H212ZM257 230H258V229H257ZM11 231H12V230H11ZM68 231H69V230H68ZM176 231H177V230H176ZM182 231L184 232V230H182ZM196 231H197V230H196ZM196 231H195V232H196ZM218 231H221V230L218 229ZM78 232H80V231H78ZM103 232H104V230H103ZM143 232H144V231H143ZM165 232H167V231H165ZM169 232H170V231H169ZM173 232H174V231H173ZM180 232H181V231H180ZM191 232H192V231H191ZM203 232H204V231H203ZM203 232H202V233H203ZM205 232H206V231H205ZM213 232H214V231H213ZM263 232H264V231H263ZM24 233H25V232H24ZM41 233H42V232H41ZM101 233H102V232H101ZM26 234H27V233H26ZM103 234H104V233H103ZM139 234H140V233H139ZM177 234H178V233H177ZM179 234H180V233H179ZM194 234H195V233H194ZM256 234H257V233H256ZM120 235H121V234H120ZM231 235H232V234H231ZM25 236H26V235H25ZM25 236H24V237H25ZM101 236H102V235H101ZM113 236H114V235H113ZM199 236H200V235H199ZM24 237H23V238H24ZM99 237H100V236H99ZM253 237H254V236H253ZM13 238H14V237H13ZM16 238H17V237H16ZM77 238H78V237H77ZM102 238H103V237H102ZM102 238H101V240H102ZM104 238H105V236H104ZM227 238H228V237H227ZM21 239H22V238H21ZM74 239H75V238H74ZM118 239H119V238H118ZM192 239H193V238H192ZM218 239H219V238H218ZM220 239H221V238H220ZM223 239H224V238H223ZM245 239H246V238H245ZM255 239H256V238H255ZM15 240H16V239H15ZM99 240H100V239H99ZM107 240H108V239H107ZM259 240H260V238H259ZM261 240H262V239H261ZM16 241H17V240H16ZM16 241H15V242H16ZM118 241H119V240H118ZM120 241H122L121 238H120ZM123 241H124V240H123ZM141 241H142V240H141ZM223 241H224V240H223ZM226 241H227V240H226ZM230 241H231V240H230ZM68 242H69V241H68ZM74 242H75V241H74ZM74 242H73V243H74ZM95 242H96V241H95ZM95 242H94V243H95ZM142 242H143V241H142ZM205 242H207V241H205ZM118 243H119V242H118ZM121 243H122V242H121ZM143 243H144V242H143ZM218 243H219V242H218ZM246 243H247V242H246ZM246 243H245V244H246ZM138 244H139V243H138ZM216 244H217V243H216ZM117 245H118V244H117ZM119 245H120V244H119ZM123 245H124V244H123ZM134 245H136V244H134ZM144 245H145V244H144ZM147 245H148V244H147ZM260 245H261V244H260ZM13 246H14V245H13ZM125 246H126V245H125ZM179 246H180V245H179ZM200 246H201V245H200ZM208 246H209V245H208ZM232 246H233V245H232ZM134 247H135V246H134ZM169 247H170V246H168V248H169ZM216 247H217V246H216ZM73 248H74V247H73ZM123 248H124V247H123ZM131 248H132V247H131ZM147 248H148V247H147ZM257 248H258V247H257ZM111 249H112V248H111ZM116 249H117V248H116ZM136 249H137V248H136ZM136 249H135V250H136ZM160 249H161V248H160ZM174 249H175V248H174ZM182 249H183V248H182ZM199 249H200V247H199ZM207 249H208V248H207ZM133 250H134V249H133ZM138 250H139V249H138ZM138 250H137V251H138ZM144 250H145V249H144ZM148 250H149V249H148ZM179 250H180V249H179ZM183 250H184V249H183ZM205 250H206V249H205ZM33 251H34V250H33ZM118 251H119V250H118ZM130 251H131V250H130ZM130 251H129V253H130ZM34 252H35V251H34ZM73 252H74V251H73ZM164 252H165V251H164ZM186 252H187V251H186ZM117 253H118V252H117ZM133 253H134V252H132V254H133ZM136 253H137V252H136ZM122 254H123V253H122ZM30 255H31V254H30ZM96 255H97V254H96ZM107 255H108V253H107ZM118 255H119V254H118ZM133 255H134V254H133ZM164 255H165V254H164ZM122 256H123V255H122ZM131 256H132V255H131ZM258 256H259V255H258ZM101 257H102V256H101ZM129 257H130V256H129ZM22 258H24V257H22ZM31 258H32V257H31ZM34 258H35V257H34ZM132 258H133V256H132ZM132 258H131V259H132ZM27 259H28V258H27ZM99 259H100V258H99ZM113 259H114V257H113ZM116 259H117V258H116ZM133 259H135V258H133ZM104 260H105V259H104ZM135 260H136V259H135ZM135 260H134V261H135ZM138 260H139V259H138ZM138 260H137V261H138ZM182 260H183V259H182ZM22 261H23V260H22ZM107 261H108V259H107ZM116 261H117V260H116ZM118 261H119V260H118ZM121 261H122V260H121ZM213 261H214V260H213ZM217 261H218V260H217ZM224 261H225V260H224ZM231 261H232V260H231ZM1 262H2V261H1ZM26 262H27V261H26ZM214 262H215V261H214ZM222 262H223V261H222ZM227 262H228V261H227ZM22 263H23V262H22ZM113 263H114V262H113ZM169 263H170V262H169ZM178 263H179V262H178ZM180 263H181V262H180ZM193 263H194V262H193ZM1 264H2V263H1ZM24 264H25V263H24ZM31 264H32V263H31ZM118 264H119V263H118ZM141 264H142V263H141Z\"/></svg>",
	"mask_w": 264,
	"mask_h": 264
}]
</instances>
